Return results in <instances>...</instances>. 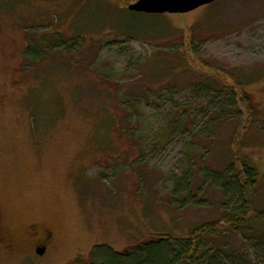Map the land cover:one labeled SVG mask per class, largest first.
<instances>
[{"label": "rangeland", "instance_id": "rangeland-1", "mask_svg": "<svg viewBox=\"0 0 264 264\" xmlns=\"http://www.w3.org/2000/svg\"><path fill=\"white\" fill-rule=\"evenodd\" d=\"M137 1L0 0L1 223L22 246L32 225L53 238L43 255L0 264H138L141 244L210 220L220 233L201 252L264 264V223L230 231L238 201L205 177L243 146L264 210V0L161 18L129 11ZM165 58L183 66L159 78ZM220 70L243 80L241 113L228 111L230 90L198 84V72L232 84Z\"/></svg>", "mask_w": 264, "mask_h": 264}, {"label": "trees", "instance_id": "trees-1", "mask_svg": "<svg viewBox=\"0 0 264 264\" xmlns=\"http://www.w3.org/2000/svg\"><path fill=\"white\" fill-rule=\"evenodd\" d=\"M139 14L156 18H161L163 16V14ZM209 32L210 34L216 33V31ZM169 37V32H166L162 36H153L152 40L148 37H142V39L147 42H152L155 40L169 39ZM187 40L188 45L191 47L190 52L194 53V41L191 38ZM59 45L60 42H58L57 46ZM179 59L183 61L185 60L184 56H181ZM169 61L170 60L165 58V61L161 64L160 70L158 71L159 78L168 77L170 75L173 76L175 72L183 66V64L181 65L182 61L179 62L180 65L176 64L175 61ZM221 72L229 76L232 80V84L228 85L217 75H209V73L203 74L200 72L197 73L200 80L198 84L202 85L204 88L219 86L230 90L233 93V99L228 111L231 113L234 111L241 113L236 94L240 93L239 90L243 88V80H241V77L235 76L234 72L231 70ZM242 94L244 96H241V100L246 101V93L242 92ZM228 111L225 108H221L219 111H216L215 118H213L216 120L219 117L222 118L229 113ZM242 147L243 146H239V144H235V154L233 159H231V162L221 170L208 168L210 172L208 170L209 173L206 174L205 177L211 179V186L215 185L216 187L218 185L224 196L228 197V194L231 193V198H236L238 201L237 208L234 210L235 214L227 217L229 219L227 223L232 224L229 230L231 229L230 231H233L234 228L238 227L241 228L242 233H249L253 224L256 222L264 223V210L257 211L253 205L254 194L257 191L259 182L258 165L249 155L244 154ZM182 190L183 187L180 185L175 189V192L180 193ZM218 228L219 220H210L191 228L187 238L171 239L169 236L165 238L157 237L154 241H151L153 247L150 248H148L149 245L147 243L141 244L139 247L146 246L139 251L138 264H218L217 256L221 245L211 248V253L210 250L201 252L200 248L202 242H212L213 244L214 237L220 233ZM130 253L125 254L123 257L130 258ZM201 258L208 259L203 262Z\"/></svg>", "mask_w": 264, "mask_h": 264}, {"label": "flooded vegetation", "instance_id": "flooded-vegetation-1", "mask_svg": "<svg viewBox=\"0 0 264 264\" xmlns=\"http://www.w3.org/2000/svg\"><path fill=\"white\" fill-rule=\"evenodd\" d=\"M32 230L27 241L22 245H19L17 241L8 238L5 233L0 214V253L6 256L13 257L12 259H24L22 257L28 256L31 253L37 252L38 255H43L50 247L52 243V233L46 229H40L35 225L31 226ZM22 252V253H20ZM20 253L18 257L15 254ZM20 257V258H19Z\"/></svg>", "mask_w": 264, "mask_h": 264}, {"label": "water", "instance_id": "water-1", "mask_svg": "<svg viewBox=\"0 0 264 264\" xmlns=\"http://www.w3.org/2000/svg\"><path fill=\"white\" fill-rule=\"evenodd\" d=\"M218 0H138L127 5L132 12L146 14H183Z\"/></svg>", "mask_w": 264, "mask_h": 264}]
</instances>
